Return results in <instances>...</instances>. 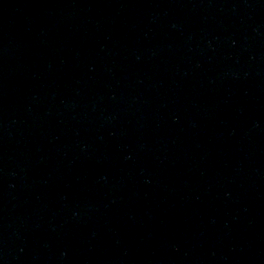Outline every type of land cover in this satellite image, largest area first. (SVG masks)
<instances>
[{"label": "water", "instance_id": "obj_1", "mask_svg": "<svg viewBox=\"0 0 264 264\" xmlns=\"http://www.w3.org/2000/svg\"><path fill=\"white\" fill-rule=\"evenodd\" d=\"M0 264H264V0H0Z\"/></svg>", "mask_w": 264, "mask_h": 264}]
</instances>
